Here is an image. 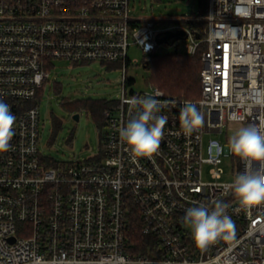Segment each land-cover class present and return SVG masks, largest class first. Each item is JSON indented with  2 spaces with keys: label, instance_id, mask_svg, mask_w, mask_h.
Returning a JSON list of instances; mask_svg holds the SVG:
<instances>
[{
  "label": "built area",
  "instance_id": "1",
  "mask_svg": "<svg viewBox=\"0 0 264 264\" xmlns=\"http://www.w3.org/2000/svg\"><path fill=\"white\" fill-rule=\"evenodd\" d=\"M194 20L204 21L202 31L135 15L130 0H0V100L16 117L11 147L0 153V264H264V202L243 207L227 187L245 169L228 130L264 129V0H207ZM176 28L187 32V53L201 49V95L176 97L153 84L130 90L127 71L138 59L129 47L155 53L157 36ZM61 59L123 71L93 159L52 161L40 149V99L52 61ZM134 96L157 99L167 120L151 157H133L119 136L139 111L126 102ZM186 103L203 115L191 135L180 119ZM224 156L232 159L230 180L221 179ZM205 163L211 180L203 179ZM215 201L226 205L235 234L202 250L183 217L190 207L211 211ZM133 215L154 238L148 252L128 241Z\"/></svg>",
  "mask_w": 264,
  "mask_h": 264
},
{
  "label": "rangeland",
  "instance_id": "2",
  "mask_svg": "<svg viewBox=\"0 0 264 264\" xmlns=\"http://www.w3.org/2000/svg\"><path fill=\"white\" fill-rule=\"evenodd\" d=\"M133 14L147 16L152 13L156 17L182 20L198 13V0H130ZM198 36V33H196ZM186 38H180L174 43H161L159 48L163 53L175 50L185 51ZM128 55L134 61L128 68L127 77L134 78L128 85L130 90L142 91L151 84L152 73L144 65L146 54L137 45H131ZM49 80L45 83L40 99V149L42 154L52 161L93 159L100 155L101 141L107 132V124L100 127L92 115L81 107L72 111L66 105L67 101H85L88 99L108 98L116 100L122 89L123 71L118 66L94 60L90 62H71L69 60H53ZM56 82V85H54ZM79 113V119L73 118V113ZM54 117L60 122V127L54 132ZM237 130V129H236ZM235 129H229L232 136ZM226 132V130H225ZM225 132L217 135L224 141ZM209 135H205V143ZM209 163L203 164V179L211 180ZM225 173L221 179H233L232 159L224 156L221 163Z\"/></svg>",
  "mask_w": 264,
  "mask_h": 264
},
{
  "label": "clouds",
  "instance_id": "3",
  "mask_svg": "<svg viewBox=\"0 0 264 264\" xmlns=\"http://www.w3.org/2000/svg\"><path fill=\"white\" fill-rule=\"evenodd\" d=\"M126 102L139 111L126 126L119 129L120 139L128 146L133 157H151L160 148L167 122L166 117L157 115L160 102L152 96H134ZM180 119L186 135H191L203 125L202 113L191 103H186L181 108ZM15 122L16 117L11 112V106L0 100V153L9 151L11 147ZM228 143L232 154L245 163V169L227 187L233 190L243 207L264 202V129L255 125L241 126L229 138ZM254 164L260 165L255 171ZM225 209V204L215 201L211 211L206 205L186 210L183 222L191 228L197 248L207 250L221 238L228 240L234 237L233 221ZM43 264L63 262L54 260L44 261Z\"/></svg>",
  "mask_w": 264,
  "mask_h": 264
},
{
  "label": "trees",
  "instance_id": "4",
  "mask_svg": "<svg viewBox=\"0 0 264 264\" xmlns=\"http://www.w3.org/2000/svg\"><path fill=\"white\" fill-rule=\"evenodd\" d=\"M198 13L193 12L192 16L203 15L207 11V0H198ZM183 24L190 28L202 31L204 28V21L199 20H185ZM109 67L115 66L113 63ZM144 65L150 69L152 73L151 84L163 89L167 94L176 97L193 98L201 95V49L196 53L190 54L186 51L175 50L173 52L163 53L158 49L155 53L146 55ZM128 83H132L134 78H127ZM56 85V82L55 84ZM113 99L99 98L88 99L85 101H67L66 105L72 111L86 107L89 113L100 127L107 124L104 110L110 105ZM54 132L60 127V122L57 117H54ZM102 143V141H101ZM142 221L137 216H132L128 230V241L134 243V252L143 253L148 252V244L154 238L147 236L142 232Z\"/></svg>",
  "mask_w": 264,
  "mask_h": 264
},
{
  "label": "water",
  "instance_id": "5",
  "mask_svg": "<svg viewBox=\"0 0 264 264\" xmlns=\"http://www.w3.org/2000/svg\"><path fill=\"white\" fill-rule=\"evenodd\" d=\"M187 35V32L183 28H176V29H167L162 35L157 36L158 43H174L178 39L185 37ZM73 118L78 120L79 119V113H73Z\"/></svg>",
  "mask_w": 264,
  "mask_h": 264
},
{
  "label": "crops",
  "instance_id": "6",
  "mask_svg": "<svg viewBox=\"0 0 264 264\" xmlns=\"http://www.w3.org/2000/svg\"><path fill=\"white\" fill-rule=\"evenodd\" d=\"M199 15V14H198ZM198 15H196V16H190V17H187V18H185V19H182V20H177V21H180V22H182L183 23V21H185V20H189V19H195V17H197ZM166 20H169V21H174V20H172L171 18H165Z\"/></svg>",
  "mask_w": 264,
  "mask_h": 264
}]
</instances>
